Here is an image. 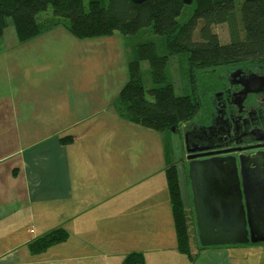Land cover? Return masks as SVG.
Returning a JSON list of instances; mask_svg holds the SVG:
<instances>
[{
    "label": "crops",
    "instance_id": "1",
    "mask_svg": "<svg viewBox=\"0 0 264 264\" xmlns=\"http://www.w3.org/2000/svg\"><path fill=\"white\" fill-rule=\"evenodd\" d=\"M44 35H50V32L21 44L16 41L17 47L0 53V131H4V139L0 143V264H121L130 251L143 249L133 240L147 239L146 236L150 235L154 242L149 251H159L155 264H178L170 260L180 261L184 254L177 249L173 221L164 228L162 236H158L150 233V223L146 219L148 212L135 207L127 212L133 219H124L122 235L112 241L104 234L103 215L90 213L92 209H98L101 202L96 192H90V189L102 182L92 178L95 173H87L86 169L101 167L102 157L108 151L104 149L105 140L113 133L108 127L101 128L83 142L76 127L100 115L105 99L99 93L78 92L69 81L63 84L67 98L71 100L70 94L76 96L81 101L80 109L75 101L60 106L58 98L33 95L41 79L37 72L52 70L53 67L28 64L27 57L36 56V52L22 46L35 44ZM62 64L57 65L61 83L69 77L65 64ZM121 129L123 131L125 127ZM65 135H71L72 141L62 145L59 139ZM177 167L183 203L185 209L190 210L189 200H192L184 184V170L182 165ZM152 176L153 173L146 174L143 170V178L134 179L132 184L135 186L142 181L146 187L153 188L155 177ZM46 212L50 216L46 225H52L46 229L63 227L68 237L43 252L33 254L27 245L42 231ZM63 219L72 220L71 226L59 224ZM192 220L191 213H186L190 254L194 259L199 254V243L196 223L193 226ZM36 225L40 227L39 232ZM109 225L113 232V224ZM246 244L219 246H223L228 259L241 253Z\"/></svg>",
    "mask_w": 264,
    "mask_h": 264
},
{
    "label": "trees",
    "instance_id": "2",
    "mask_svg": "<svg viewBox=\"0 0 264 264\" xmlns=\"http://www.w3.org/2000/svg\"><path fill=\"white\" fill-rule=\"evenodd\" d=\"M0 0V53L4 50L3 34L8 25L14 27L20 43L53 30L65 19L68 32L77 38L112 35L118 31L134 36L151 27L162 38V53L154 41L135 44V56L128 61L129 78L114 101L117 115L126 121L164 131L179 130L194 120L204 106L197 93V73L233 63L264 64V0ZM51 7L53 17L37 21L39 12ZM191 9L187 16L186 8ZM185 18L182 22L179 16ZM226 24L229 41L222 43L214 26ZM197 34V36H195ZM186 53V72L190 94H175L166 80L165 68L170 58ZM149 64L153 86L147 99L142 83L140 61ZM72 141L71 135L59 139L62 145ZM165 148L169 144H164ZM165 151V182L169 190L171 216L177 249L193 260L189 248L186 211L181 194L176 161ZM196 232V231H195ZM63 227L38 236L27 245L31 253H40L49 246L67 239ZM238 246V245H227ZM202 247V246H201ZM141 252L127 254L121 264H143Z\"/></svg>",
    "mask_w": 264,
    "mask_h": 264
},
{
    "label": "rangeland",
    "instance_id": "3",
    "mask_svg": "<svg viewBox=\"0 0 264 264\" xmlns=\"http://www.w3.org/2000/svg\"><path fill=\"white\" fill-rule=\"evenodd\" d=\"M84 1L85 5H87L88 0ZM187 5H190V3ZM191 12L189 7L186 8L187 16ZM45 17H53L50 6L45 11L39 12L36 19L37 21H41ZM184 18L181 15L178 20L182 22ZM59 22L60 24L56 28L48 31L50 35L42 36L35 44L22 46L27 50L35 49L36 56H28V64L53 67L51 68L52 70L37 72L41 76V79L33 95L45 98H58L57 102L60 106H63L66 102L69 103L71 101L74 103L75 101L77 108L80 109L81 101L77 100L76 96H72L69 93L71 100L67 98V89L63 84L69 81L72 83L74 90L77 89L78 92H83V94L88 92L92 95L99 93L105 99L103 103L104 109L100 115H95L92 117L93 121H89L87 124H78L76 127V132L82 135L83 142L89 139V136L94 131L101 128L108 127L113 133L112 136L107 137L105 140L106 146L104 149L108 151L102 157L101 167L86 169L87 173H95L92 178L102 182L100 185H93L90 192H96L98 198H101L100 205L103 206L99 205L98 209H92L90 213L103 215L101 223L104 234L110 240L116 241L119 239L116 236L120 237L123 233L125 227L124 219L128 221L133 219V216L129 213L127 214V212H131L135 207H138L148 212L146 219L150 223V233L162 236L164 228L172 222L169 190L166 186L164 175V154L166 151L167 155H170L169 150H172L176 167L178 166L179 162L177 161L183 155L182 140L184 132L180 135V131H173L172 128L170 130L158 131L131 123L117 115L113 104L129 78L128 61L135 56V44L149 40L154 41L157 45L158 53L161 54L163 50L162 38L156 35L151 27H147L141 29L134 36H126L115 31L112 35L108 36L81 39L74 37L68 32L65 27L68 21L61 18ZM213 29L219 34V39L222 43L229 41L226 24L215 25ZM3 41V53L14 49L16 46L14 42L20 43L12 25H8L5 28ZM186 59V53L175 54L170 58L165 68L166 80L172 84L173 90L177 95L191 93V85L186 72ZM58 63H64L67 74H69L68 79L62 83L57 76ZM140 68L145 95L150 100L152 96L148 92V89L153 86V82L149 73L148 62L141 60ZM221 68L197 73L195 77L196 94L200 96L201 100L204 92L203 86L210 85L212 82L204 78V76L207 77L212 72L220 74L222 72ZM60 78L63 79L62 72H60ZM3 88L7 90V88ZM1 94L2 91L0 89ZM198 117L192 123H185L181 129L183 128L184 130L186 126L189 127L190 124L191 126L196 124L195 122L198 120ZM123 126L125 129L122 131L121 127ZM3 139L4 131L1 130L0 143L3 142ZM164 144H169L168 149L165 148ZM143 170H145L146 174L153 173L152 177H155L153 188L146 187L141 183L142 181L135 186L132 184L134 179L143 178ZM85 186L88 187V184L86 183ZM185 204H187L186 201ZM190 206H192V203L189 200V208ZM107 207L110 208L103 212V209ZM192 210L185 209L188 215L191 213L194 226L195 213ZM49 217L48 212H46L44 215L45 222L43 223L42 231L38 233L39 236L47 234L49 230L46 229V226L48 228L52 226L50 223L46 225ZM71 223L72 220L69 219H63L59 222L61 225L69 226H71ZM109 224H113V232ZM36 230L37 232L40 230L38 225H36ZM172 232L173 230L170 233ZM146 237L147 239L133 241L141 244L142 250H146L144 252L140 251L144 259L143 264H155L159 251L154 249L149 251V248L153 245L154 238L151 235ZM197 247L199 248V254L191 261L185 254H182L183 258L180 261L174 258H170V260L178 264H264V242L248 243L241 253L228 259H226L223 246L209 245L204 248L199 245Z\"/></svg>",
    "mask_w": 264,
    "mask_h": 264
},
{
    "label": "flooded vegetation",
    "instance_id": "4",
    "mask_svg": "<svg viewBox=\"0 0 264 264\" xmlns=\"http://www.w3.org/2000/svg\"><path fill=\"white\" fill-rule=\"evenodd\" d=\"M217 68L221 67L212 71ZM221 70L204 76L212 82L203 86L206 101L196 124L173 130L180 135L184 132L183 155L177 162L183 167L190 199L189 163L193 159L234 158L239 166L241 156L264 152V64L233 63ZM190 155L194 158L188 159ZM229 164V160H212L211 167L202 168L209 169L210 177L222 180L230 171ZM190 209L194 210L193 204Z\"/></svg>",
    "mask_w": 264,
    "mask_h": 264
},
{
    "label": "water",
    "instance_id": "5",
    "mask_svg": "<svg viewBox=\"0 0 264 264\" xmlns=\"http://www.w3.org/2000/svg\"><path fill=\"white\" fill-rule=\"evenodd\" d=\"M212 160L231 161L222 180H215L209 169L202 168L211 167ZM239 161V166L234 158L193 159L189 163L196 231L202 247L264 241V152L241 156Z\"/></svg>",
    "mask_w": 264,
    "mask_h": 264
},
{
    "label": "clouds",
    "instance_id": "6",
    "mask_svg": "<svg viewBox=\"0 0 264 264\" xmlns=\"http://www.w3.org/2000/svg\"><path fill=\"white\" fill-rule=\"evenodd\" d=\"M198 239V238H197ZM199 243V242H198Z\"/></svg>",
    "mask_w": 264,
    "mask_h": 264
}]
</instances>
